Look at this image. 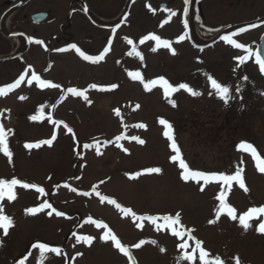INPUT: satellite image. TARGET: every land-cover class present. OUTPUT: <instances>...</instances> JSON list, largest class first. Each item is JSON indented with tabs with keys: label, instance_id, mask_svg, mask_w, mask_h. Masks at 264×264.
I'll use <instances>...</instances> for the list:
<instances>
[{
	"label": "rangeland",
	"instance_id": "374dc122",
	"mask_svg": "<svg viewBox=\"0 0 264 264\" xmlns=\"http://www.w3.org/2000/svg\"><path fill=\"white\" fill-rule=\"evenodd\" d=\"M236 15L229 20L248 17ZM148 16L140 11L138 1L122 27L105 30L106 40L91 28L92 39L76 43L74 53L0 60V89L24 77L17 87L0 95V126L12 153L9 162L0 151V179L21 181L13 189L14 200H0L2 214L13 221L7 234L0 228V264H203L201 248L209 253L207 259L219 257L224 264H236L237 259L240 264H264V233L258 231L264 214H254L247 230L239 219L252 208L264 207V172L260 171L264 91L229 85L231 72L224 67L234 62L228 61V50L216 44L198 56L179 40L178 22L170 24L164 15L161 19ZM77 22L90 28L81 16ZM77 49L88 56L103 53L104 59L84 60ZM249 62L245 60L243 67L252 77L248 72L255 69ZM136 72L140 80L133 79L131 74ZM33 75L58 87H42ZM160 78L175 90L165 94L161 84L151 85ZM209 78L220 80L228 95L218 94ZM182 84L187 88H181ZM69 89L83 92L88 100ZM41 109L40 119H30L40 116ZM161 120L172 126V140L164 135L168 128ZM53 136L51 146L41 143ZM173 142L179 149L175 161L171 159L177 155ZM27 144L40 146L29 149ZM180 160L189 171L217 179L183 181ZM153 167L161 172L146 171ZM237 173L244 188L237 180L218 179ZM25 183L35 187L24 188ZM221 193L237 219L226 211L217 219ZM109 200L137 216L175 217L179 212L180 223L165 228L162 219L155 224L136 220ZM41 204L51 207L27 212ZM172 228L183 235L174 236ZM107 232L129 250V256L111 238L104 239ZM85 237H92V242ZM39 243L60 251L41 253L35 247ZM182 243L187 247L181 248Z\"/></svg>",
	"mask_w": 264,
	"mask_h": 264
},
{
	"label": "flooded vegetation",
	"instance_id": "af4514ba",
	"mask_svg": "<svg viewBox=\"0 0 264 264\" xmlns=\"http://www.w3.org/2000/svg\"><path fill=\"white\" fill-rule=\"evenodd\" d=\"M138 1L140 11L146 12L149 18L161 19L164 15L166 22H178L181 29L178 36L183 37L179 40L184 41L196 55L216 44L228 50L231 53L228 61L234 64L224 69L231 72L229 85L232 84V88L264 91L262 60L256 56L264 57V47L258 49L264 35V0H0V60L25 61L29 56L31 60L43 56L49 59L55 54L74 53L76 43L92 39L89 34L91 28L99 30V36L106 40L107 35L102 36L105 30L122 27L132 5ZM128 3L124 20L113 25L119 21ZM241 13L248 17L229 20L232 15ZM77 16L84 18L90 28L81 26ZM109 22L112 25H107ZM225 36L244 47L236 48L229 44ZM203 39L206 43L211 42L210 39L213 42L200 49L198 43L202 44ZM18 40L23 42L20 49ZM83 53L85 55L86 52ZM172 53L179 55V51ZM245 60H250L249 66L255 69L254 73L248 72L252 77L245 72ZM217 83L222 86L220 80Z\"/></svg>",
	"mask_w": 264,
	"mask_h": 264
},
{
	"label": "snow or ice",
	"instance_id": "6c2138e0",
	"mask_svg": "<svg viewBox=\"0 0 264 264\" xmlns=\"http://www.w3.org/2000/svg\"><path fill=\"white\" fill-rule=\"evenodd\" d=\"M186 2H187V0H186ZM172 14L174 15V13H172ZM185 26H187V24H185ZM241 31H243V29ZM151 38L152 39H158V37H155V36H153ZM146 39H147V37H146ZM180 39H183V37H181ZM224 39L229 44L234 45L236 48H243L244 47V45L236 43L230 37L225 36ZM129 43H131V41H129ZM164 45L166 47L168 46L166 41L164 42ZM72 47H75V45H72ZM61 51H63V49H61ZM77 51H79V49H77ZM107 51H108V49L105 48L104 52L106 53ZM153 51H155V49H153ZM80 55L83 56L84 60L92 61V62H99V61L104 59L103 53L99 56H88V55H84L83 52H80ZM137 55H139V54L137 53ZM261 70L264 71V61H261ZM131 75H132L133 79H136V80L141 79L139 72L133 73ZM32 78L34 80H36L42 87H53V88L58 87V85L46 83L44 80H41L38 76L33 75ZM23 79H24V77L21 76L20 79L15 82V84L8 85L7 89H0V95H4V94H6L7 90H10L12 88L17 87ZM209 79L211 80L212 87L216 90V92L218 94H220L222 97H226L228 95L229 89L227 87H222L219 83H217L216 80H212L211 78H209ZM29 83H31V81H29ZM157 83H159L163 86L165 94L175 90L168 83V81L164 80L163 78H160L159 81H155V80L151 81V85H153V86L156 85ZM91 87L97 88V85L93 84V85H91ZM116 87H117V85H115V84L111 85L112 89H114ZM148 87H149V85L145 84V88L147 89ZM180 87L181 88H187V85L182 84V85H180ZM100 90L101 91H107L110 89L101 88ZM69 91L72 92L76 96H83L85 100H88V97L81 91H77L76 89H69ZM196 95H199V93H196ZM21 99H23V97H21ZM89 103H91V101H89ZM137 107H139V105H137ZM116 115L117 116L120 115L118 110L116 112ZM42 116H43V109H41V115L40 116H32V117H30V119L37 120V119H40ZM160 122L168 128V131H165L164 135L166 137H168L169 140H172L173 139L172 126L164 120H161ZM53 123L59 124L60 121H53ZM65 127H67V126H65ZM139 127H144V125L141 124V125H139ZM68 131L71 132L72 129L68 128ZM54 139H55V136H53V139L41 141V143L47 144L48 146H51ZM120 139H123V137H117V140H120ZM133 139H136V138L134 137ZM139 143L143 144L144 141L140 140ZM39 146H40L39 144H37V145H33V144L25 145V147H27L29 149H31L33 147H39ZM85 147H90V145H85ZM171 147L173 150H175L177 152V155H174L171 157V159L173 161H175L178 159L179 149L177 148V145L175 142L172 143ZM247 147H251V146L249 145ZM0 151H2L3 154L9 158V162H11L12 153L9 150L8 142H7V136H6L5 130L2 126H0ZM253 155L255 156L254 150H253ZM180 167L182 169H184L182 177H181L183 181L199 180V179H203L204 181H209L212 179H217V177L206 175L205 173L200 172V171H189L188 166L184 163L183 160H180ZM146 171L148 173H160L161 169L153 167V168H148ZM260 171L264 172V163L261 164ZM137 175H139V174H137ZM218 179H221V180L225 181L226 183L229 181H232V180H237V181H239L240 187L244 188V182L242 179H240L239 173H237L236 176H220V177H218ZM20 183H21V181H19L18 179H15V178L11 179L10 181L6 180V179H0V200H3L5 197H7L8 200H14L16 197H15L13 189L16 185H18ZM23 187L24 188H30V187H35V185L25 183V184H23ZM37 191L43 192L44 189L43 188H37ZM245 191H247L246 188H245ZM85 195H87V193H85ZM101 199H106V198L101 197ZM217 199L220 201L219 211L217 212V219H219L220 213L223 211H226L228 216H230L233 220L237 219V217L235 215V209H233L232 207L228 206L225 203L224 194L221 193V195L218 196ZM109 203L116 204V201L115 200H109ZM46 207L50 208L51 205L41 204L40 208H28L27 212L34 214L36 212L42 211ZM116 207L119 208L120 211L125 216L130 215L131 217H133L136 220H140V221L148 220V221H151L152 223L155 224L158 219H162L165 222L163 225V227H165V228L171 227L172 225H178L180 223V219H181L179 212H177L175 214V217H173L172 215H164L162 217L137 216V214L135 212L131 211V209H129V208H122L119 204H116ZM2 213H3V207L0 206V228H2L4 230L5 234H7L8 229L13 224V221L7 215H3ZM256 213L264 214V207L252 208V209H250V211L248 213H246L244 216H241L239 218L240 224L243 225L245 230H247L250 227L248 220L250 218H252L254 216V214H256ZM48 215L50 216V215H52V213L49 212ZM56 215L62 216L63 213L62 212H56ZM209 223L210 224L216 223V220H210ZM103 227H106V225H103ZM137 227H140V225L137 224ZM157 227H160V225H157ZM258 231L261 233H264V223L260 224ZM172 234L176 237H180L183 235V233L181 231L176 230V228H172ZM109 238H111V240L115 241L116 248H118L122 253H124L125 256H129V250L121 245L120 241L117 240L116 236L112 235L111 232L105 233L104 239H109ZM84 239L88 243L92 242V237H85ZM143 243H144V241L140 242V244H143ZM152 243H155V241H152ZM140 244H137L136 247L139 248ZM199 245H200V242L197 241V247L198 248H199ZM35 247H38L41 250V253H45V252H57L58 253L60 251L57 248H49L47 246V244H45V243H39V244L35 245ZM180 247L186 248L187 245L182 243L180 245ZM160 250L164 251V249H160ZM208 255H209V253L205 252L202 248L200 249V257L199 258L201 261H203V264H224V261H222L219 257L215 258L214 260L207 259ZM192 258L193 257H191V256L185 257V259H189V260ZM236 264H240L239 259H237Z\"/></svg>",
	"mask_w": 264,
	"mask_h": 264
},
{
	"label": "water",
	"instance_id": "95a60500",
	"mask_svg": "<svg viewBox=\"0 0 264 264\" xmlns=\"http://www.w3.org/2000/svg\"><path fill=\"white\" fill-rule=\"evenodd\" d=\"M128 5H129V3L127 4V6H126L124 12L122 13V15H121L119 21L113 23V25L116 24V23H120V22H122V21L124 20V18H125V16H126V12H127ZM94 22H95V21H94ZM251 24H254V23H251ZM102 26H105V24L102 25ZM211 42H212V41H211ZM211 42H208V44H210ZM205 46H206V45H201L200 48L205 47ZM263 47H264V35H263L262 38L260 39V42H259V45H258V49H261V50H262ZM258 49H257V51H258ZM256 56H257L258 58H260V60L264 61V57H262L261 55H259V56L256 55ZM5 132H6V131H5Z\"/></svg>",
	"mask_w": 264,
	"mask_h": 264
},
{
	"label": "bare ground",
	"instance_id": "6f19581e",
	"mask_svg": "<svg viewBox=\"0 0 264 264\" xmlns=\"http://www.w3.org/2000/svg\"><path fill=\"white\" fill-rule=\"evenodd\" d=\"M112 22H113V21H112ZM112 22L107 23V25L112 24ZM199 41H200V40H199ZM18 43H19V47H18V49H20V48L23 46V42H22L21 40H18Z\"/></svg>",
	"mask_w": 264,
	"mask_h": 264
},
{
	"label": "trees",
	"instance_id": "16d2710c",
	"mask_svg": "<svg viewBox=\"0 0 264 264\" xmlns=\"http://www.w3.org/2000/svg\"><path fill=\"white\" fill-rule=\"evenodd\" d=\"M77 53L80 54L79 51H77ZM123 208H124V207H123ZM162 221H163V220H162ZM163 222H164V221H163Z\"/></svg>",
	"mask_w": 264,
	"mask_h": 264
}]
</instances>
